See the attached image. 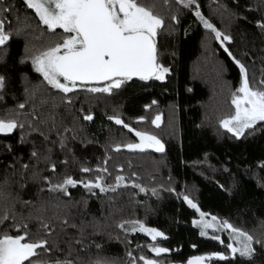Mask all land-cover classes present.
Returning <instances> with one entry per match:
<instances>
[{
    "label": "snow or ice",
    "instance_id": "1",
    "mask_svg": "<svg viewBox=\"0 0 264 264\" xmlns=\"http://www.w3.org/2000/svg\"><path fill=\"white\" fill-rule=\"evenodd\" d=\"M18 4L34 12L35 27L33 18L26 13L22 15ZM240 8L241 0H234L232 9L218 5L232 19L247 20ZM255 10L248 7L250 12ZM185 11L220 44L238 69V86L230 90L232 111L218 119V129L237 141L264 135V64L257 69L253 61L250 69L237 58L226 46V42L233 43L232 36L203 15L199 0H151L150 3L147 0H0V106L6 104L5 97L12 91L10 85L18 68L22 72L23 67L30 65L32 72L42 77L40 85H33L28 75L22 73L24 100L17 101L15 107L5 108L6 114L0 116V135L7 137L18 132V145H31L25 158L12 144H0V153L12 157L10 161L0 158V166L6 173L0 179V264H119L117 259L106 255L90 258L93 248L103 252V246L94 239L103 234L97 229L88 233L87 224L75 223L68 204H61V198L79 204L71 192L78 186L87 196L106 198L110 205H115L123 192H131L133 199L139 193L147 194L149 189L139 182V174L131 171V161L129 174H125L123 165L116 167L115 174L110 170L113 160L110 152L119 154L126 149L129 153H145L151 149L164 154L165 143L148 128L137 129L126 122L120 107L114 106L113 114L105 112L107 120L134 134L135 140L110 141L95 167L88 166L87 161L80 163L75 145L70 147V144L78 139L82 129L77 125L81 121L94 122L98 104H93V100L114 98L133 78L164 82L170 77L172 68L162 63L158 37L166 31L174 33ZM256 27L264 33V16L257 20ZM58 29L62 31L57 32ZM45 38L46 44H37ZM14 39H23L24 48L10 63V42ZM82 92L88 94L87 113L83 104L76 107ZM12 99L16 100L14 94ZM44 105L50 108L47 116L39 111ZM157 105L158 101L153 99L144 105V110L149 112ZM60 108L68 113L71 124L64 122ZM162 115L157 112L151 119L143 115L135 123H150L159 129ZM93 142L80 140L84 148ZM57 148L67 154L59 161L53 158ZM69 156L73 162L80 163L79 172L83 175L79 179L66 173L60 178L58 169L68 167ZM257 166L264 170V161ZM257 183L264 187L258 175ZM236 188L238 184L234 182L233 189ZM161 191L176 192L171 186V177L167 186L161 184L159 189H151L157 198ZM45 194L55 197L57 202L51 204ZM182 198L198 215L191 223L199 236L217 242L223 250L194 255L181 264H212L213 261L264 264V234L254 235L230 217L202 210L186 193ZM81 199L87 206V200ZM116 228L123 234L127 264H172L167 259L172 250L162 246L169 240L164 231L138 218L121 219ZM69 229H74V234ZM137 233L150 242L137 243L133 249L129 236ZM108 238L121 241L119 234L109 233ZM145 250L151 255L144 254Z\"/></svg>",
    "mask_w": 264,
    "mask_h": 264
},
{
    "label": "trees",
    "instance_id": "2",
    "mask_svg": "<svg viewBox=\"0 0 264 264\" xmlns=\"http://www.w3.org/2000/svg\"><path fill=\"white\" fill-rule=\"evenodd\" d=\"M199 3L203 15L218 29L232 36L233 43L226 42V46L237 58L248 64L250 69L253 61L257 69L264 64V33L256 27L257 20L264 16V0H241L239 11L247 16V20L239 21L232 19L228 12L218 9L221 4L232 9L234 0H199ZM18 6L22 15L26 13L33 18L35 27L34 12L25 10L22 4ZM248 7L256 10L250 12ZM9 19H12L13 24L16 23L13 17ZM180 20L181 24L174 33L166 31L158 37L162 63L172 68L170 77L164 82L133 79L114 98L99 102L93 100V104H98L94 109V122L81 121L77 125L78 129H82L78 132V139L70 144V147L75 145L80 163L87 161L88 166L95 167L98 158L104 156V147L110 141L123 143L135 140L134 134L107 120L105 112L111 115L113 107L119 106L126 122L137 129L148 128L155 132L166 147L164 154L151 149L145 153H129L126 149L119 154L110 152L113 156L110 170L115 174L116 167L123 165L125 174H129L128 162L131 161V171L139 174V182L149 189L147 194L139 193L133 199L131 192H123L116 204L110 205L106 198L87 196L78 186L71 189V192L74 200L80 201L79 204L61 198V204H68L71 219L75 223L87 224L88 233H92L93 229L102 232V236L94 239L103 246V252L93 248L89 254L93 260L106 255L117 259L119 264H127L123 234L116 228V223L128 218L144 220L148 226L165 232L169 240L163 242L162 246L172 250L167 259L173 264H181L194 255L222 251L217 242L200 237L198 230L193 227L191 221L198 215L183 202L182 196L185 193L198 202L202 210L230 217L232 222L254 235L264 234V187L257 183V175L264 181V170L257 166L264 161V135L237 141L223 129H218V119L232 111L230 90L238 86V69L220 44L190 12H182ZM47 42L45 38L37 41V44ZM23 48V39L10 42V63L21 55ZM243 53L248 55L244 56ZM22 73L28 75L33 85H40L42 79L39 74L32 72L30 65L23 67L22 72L18 68L10 85L12 91L5 97L6 104L0 106V116L6 114L5 108L15 107L17 101L24 100ZM13 94L16 100L12 99ZM87 96V93H80L76 102L77 108L83 104L85 113L90 106ZM153 99L158 101V105L145 112L144 105ZM36 103L40 104L39 99ZM49 110L48 105L39 109L44 116L48 115ZM59 112L65 118L64 122L71 124L68 113L63 108ZM157 112L163 114L159 129L150 123H135L138 117L147 115L151 119ZM18 139V132L7 137L0 135V144H12L18 154L27 158L31 145L19 146ZM80 140L94 142L84 148ZM37 146L43 150L39 141ZM66 155L57 148L53 158L59 161ZM0 158L12 159L2 153ZM68 159V167L61 166L58 169L60 178L66 173L79 179L83 175L79 172L80 163L73 162L70 156ZM5 175L0 166V179ZM169 177L176 192L161 191L159 198L153 196L151 189H159L161 184L167 186ZM234 182L238 184L236 189H233ZM45 198L51 204L57 202L55 197L48 194H45ZM81 198L87 200V206ZM136 201L141 203L137 204ZM68 231L73 234L75 232L74 229ZM109 233L112 236L119 234L121 241L110 240ZM129 240L133 241V249L137 243L143 245L150 242L149 238L140 233L129 236ZM192 245H196V248ZM144 254L151 255L147 250ZM212 264L225 262L213 261Z\"/></svg>",
    "mask_w": 264,
    "mask_h": 264
},
{
    "label": "rangeland",
    "instance_id": "3",
    "mask_svg": "<svg viewBox=\"0 0 264 264\" xmlns=\"http://www.w3.org/2000/svg\"><path fill=\"white\" fill-rule=\"evenodd\" d=\"M41 79H42V77H41ZM198 218V217H197ZM173 264V263H172Z\"/></svg>",
    "mask_w": 264,
    "mask_h": 264
},
{
    "label": "water",
    "instance_id": "4",
    "mask_svg": "<svg viewBox=\"0 0 264 264\" xmlns=\"http://www.w3.org/2000/svg\"><path fill=\"white\" fill-rule=\"evenodd\" d=\"M133 79H136V78H133Z\"/></svg>",
    "mask_w": 264,
    "mask_h": 264
}]
</instances>
